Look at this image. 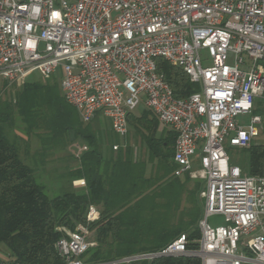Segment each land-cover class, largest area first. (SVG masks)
Instances as JSON below:
<instances>
[{
	"label": "built area",
	"instance_id": "1",
	"mask_svg": "<svg viewBox=\"0 0 264 264\" xmlns=\"http://www.w3.org/2000/svg\"><path fill=\"white\" fill-rule=\"evenodd\" d=\"M157 59L180 68L199 91L177 98ZM262 62L264 0H0L3 84L35 73L57 76L84 124L102 116L122 138L129 115L144 106L175 136V176L203 181L196 249L182 234L159 251L88 263L84 255L98 244L88 225L101 218L91 205L86 226L58 229L62 264L180 256L202 264H264V177L247 174L227 153L250 148L264 133ZM220 215L226 224L212 226L209 218ZM0 264L19 263L0 258Z\"/></svg>",
	"mask_w": 264,
	"mask_h": 264
},
{
	"label": "trees",
	"instance_id": "2",
	"mask_svg": "<svg viewBox=\"0 0 264 264\" xmlns=\"http://www.w3.org/2000/svg\"><path fill=\"white\" fill-rule=\"evenodd\" d=\"M156 63L177 98L199 91V85L180 68L163 59ZM56 78L50 79L54 84L26 82L13 101L0 99V248L10 252L9 260L62 264L56 243L64 234L58 229L86 226L91 205L100 208L101 218L88 225L98 243L84 255L88 263L159 251L182 234L188 236V248L196 249L201 236L198 222L203 214V185L191 188L189 176L174 175L175 136L160 132L158 119L150 111L140 117L131 113L129 126L146 147V158L129 146L114 150L112 145L108 147L109 142L105 153L103 138L66 102ZM18 118L27 139L17 133L9 135L15 131ZM69 135L73 141L83 140L89 148L77 158V167L64 166L70 185L51 198L37 180L38 167L46 172L50 153L64 147ZM32 137L41 144V153L32 154L25 143L27 160L33 167L21 159L19 144V140L29 142ZM244 150L249 155L245 172L264 177V144ZM76 180H83L81 189L75 187ZM134 264L202 262L197 257L180 256Z\"/></svg>",
	"mask_w": 264,
	"mask_h": 264
},
{
	"label": "rangeland",
	"instance_id": "3",
	"mask_svg": "<svg viewBox=\"0 0 264 264\" xmlns=\"http://www.w3.org/2000/svg\"><path fill=\"white\" fill-rule=\"evenodd\" d=\"M70 1H75V0H70ZM229 62H232V61H229ZM262 63H264V62H262ZM57 78H56L57 79L56 81H57V83L60 84V79H59V77H57ZM38 81L42 82V83L54 84L53 80H44L41 78V76L38 73L33 74L26 81L21 82L17 85H13V86H9L7 83L3 84V81L0 80V99L3 101L8 100L11 102L14 100L17 93L23 88V86L26 82H38ZM143 114H144V112L140 108H137L136 110L133 111V115L136 117H140ZM241 120L244 123H248L249 117L243 116V117H241ZM24 128H25V126L22 124L21 120L18 118L17 123H16V127H15V131L14 130L10 131L9 135L11 137H13L14 134L17 133L18 135H20L24 139H27L26 135L24 134V131H23ZM165 132H167V131H165ZM103 135H104V138L103 137L102 138H103V142H104L105 147H107L108 142L110 144V145H108V147H112V146L114 147L115 145H119V143H121L122 145L126 144V138H122L119 136H118V138L115 137L113 135V133L108 128H107V130H105V133ZM73 140H74L73 136L69 135L67 137V139H65L64 147L57 148L56 150H54L53 152L50 153L49 164L47 165L46 172L43 171V169H41V167H38L39 168V174L37 175V180L41 185H43L46 188V192L51 198H53L57 195H60L63 192V190H62L63 186L69 187V185H70V178L67 177L66 175H64V174H66V171H67V168L64 166L68 165V162L70 161V156H69L70 154L69 153L74 154L75 157H78V155L82 154L81 152H86L83 150L84 147L89 148L88 144L86 142H84L83 140H80V139H78L76 141H73ZM254 142H255L254 145L264 144V133H261L259 137L255 138ZM25 143H29L30 148L32 150H35V148L41 146L40 140L36 137H32L29 140V142L28 141L24 142L23 139L19 140V144L21 147L20 148V157L26 164L32 166L29 163V160H27L28 151L26 150ZM174 144H175V141H174ZM126 146L132 147L134 150H136L137 147L139 148V147L143 146L141 138L134 133V131L131 127H130V135L128 136V144ZM173 147H174V145H173ZM227 153H228V156L230 157L231 163L238 165L239 167H241V169L243 171H246L248 169L249 155L245 150L227 147ZM31 163H32V161H31ZM196 167H194V168L197 169ZM174 168H176V167H174ZM149 171L151 172V168L149 169ZM191 180H192V183L190 184L191 188H193L195 184L203 185L202 180H194V179H191ZM202 189H203V186H202ZM185 205H186V203H184V206ZM209 223L212 226H223L226 224L225 218L221 215L210 217ZM9 257H10V252L4 247L0 248V258L5 260V261H8Z\"/></svg>",
	"mask_w": 264,
	"mask_h": 264
},
{
	"label": "crops",
	"instance_id": "4",
	"mask_svg": "<svg viewBox=\"0 0 264 264\" xmlns=\"http://www.w3.org/2000/svg\"><path fill=\"white\" fill-rule=\"evenodd\" d=\"M60 89H61V87H60ZM62 92V91H61ZM63 95V94H62ZM140 109H142V111L144 112V111H147V109L144 107V106H142ZM92 125H93V127L96 129V131H97V134L98 135H100L101 137H103L104 138V133H105V130H107V128L111 131V125H110V122H109V120L108 119H106V118H104V117H102V116H97L92 122ZM159 129H160V132H165V131H167L168 132V130L167 129H165V128H162L161 127V125H160V123H159ZM112 132V131H111ZM113 133V132H112ZM113 135H116L115 133H113ZM130 135V131H129V134H128V136ZM128 136L126 137V144L125 145H122L121 143H119V146L120 147H127L126 145L128 144ZM116 137L118 138V136L116 135ZM81 140V139H80ZM76 141V140H75ZM89 146V145H88ZM107 149H108V147H105L104 146V151H105V153L107 152ZM41 151V146H39V147H37V148H35V150H32L31 149V153H33V154H35V153H38V152H40ZM145 151V152H144ZM136 152H137V154H138V156L139 157H142V158H146V153H147V150H146V147L145 146H141V147H137L136 148ZM41 153V152H40ZM82 154L84 153V152H81ZM70 155V161L68 162V164H69V166H70V168H73V167H77L78 165H79V163L77 162V158L80 156V155H78V157H75V155L74 154H71V153H69ZM173 166L175 167V164H174V162H173ZM151 168V164H149V166H148V169H150ZM83 180H76L75 182H74V185H75V187L76 188H82L83 186Z\"/></svg>",
	"mask_w": 264,
	"mask_h": 264
}]
</instances>
